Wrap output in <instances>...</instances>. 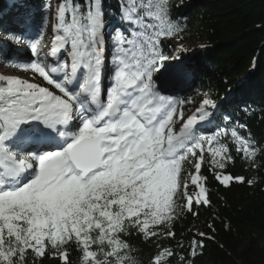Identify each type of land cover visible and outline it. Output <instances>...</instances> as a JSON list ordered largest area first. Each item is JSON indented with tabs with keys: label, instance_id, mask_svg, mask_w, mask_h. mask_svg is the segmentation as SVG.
<instances>
[{
	"label": "snow or ice",
	"instance_id": "1",
	"mask_svg": "<svg viewBox=\"0 0 264 264\" xmlns=\"http://www.w3.org/2000/svg\"><path fill=\"white\" fill-rule=\"evenodd\" d=\"M174 7L42 0L3 28L0 61L22 75L0 74V264H144L135 240L154 246L147 264H194L212 237L189 231L185 252L176 225L212 205L202 167L256 182L227 171L264 155L228 97L193 111L178 95L196 69L183 44L165 54L185 30Z\"/></svg>",
	"mask_w": 264,
	"mask_h": 264
},
{
	"label": "trees",
	"instance_id": "2",
	"mask_svg": "<svg viewBox=\"0 0 264 264\" xmlns=\"http://www.w3.org/2000/svg\"><path fill=\"white\" fill-rule=\"evenodd\" d=\"M115 3V0H107ZM173 15L180 16L185 29L181 34L197 38L205 48L196 53L182 54L191 59L196 75L181 98L194 99L210 92L217 103H224L233 116L249 126L257 139H264V0H172ZM35 0L30 8L36 5ZM7 0H0V13ZM182 14V15H181ZM172 45L165 49L171 54ZM231 95L228 96V93ZM256 168L237 158L227 171L247 179L256 178L253 185L233 182L225 188L214 180L207 165L210 208L199 209V215H188L177 223V238L184 232L185 252L191 236L189 231L203 232L212 239L204 240L202 252L194 264H264V155L257 157ZM214 226V231L208 227ZM175 245V241H164ZM138 257L147 264L155 248L150 243L135 240ZM72 264L77 254L70 252ZM44 264H60L55 258H45ZM175 264V258H173Z\"/></svg>",
	"mask_w": 264,
	"mask_h": 264
},
{
	"label": "rangeland",
	"instance_id": "3",
	"mask_svg": "<svg viewBox=\"0 0 264 264\" xmlns=\"http://www.w3.org/2000/svg\"><path fill=\"white\" fill-rule=\"evenodd\" d=\"M10 1V2H9ZM32 1L34 0H7V9L3 14H0V27L1 28H6V27H10L7 24H11L10 21L12 20V18L16 15V13L20 12V11H24L25 7L30 8V4L32 3ZM37 2H39L40 0H36ZM9 2V4H8ZM16 5V7H13V5ZM21 5V6H20ZM0 36V39H2ZM48 37L46 36V39ZM183 44L185 46V48L187 49L186 52H182V53H178V55H182V54H191V55H195L196 53H198L199 51H201L202 49H204L205 43H202L200 40H198L197 38H192L191 36L187 37L186 39H184L183 41H172L170 44ZM13 48H19L21 46H17V45H12ZM23 55L22 52L18 53V55ZM171 54H173V48L171 49ZM0 73H3V75H9V74H21L19 72L18 69H14L10 66H8L5 62L0 61ZM194 79V78H193ZM193 79L191 80V82L193 81ZM190 82V83H191ZM187 87V86H186ZM202 99V95H198L196 96L193 100L195 101V104H189L186 105V109H191V110H195V107H197L199 105L200 100ZM190 114L186 111V115ZM195 233H199L198 231H194ZM198 255L200 253V250H197ZM197 255V256H198ZM199 264V263H197Z\"/></svg>",
	"mask_w": 264,
	"mask_h": 264
},
{
	"label": "bare ground",
	"instance_id": "4",
	"mask_svg": "<svg viewBox=\"0 0 264 264\" xmlns=\"http://www.w3.org/2000/svg\"><path fill=\"white\" fill-rule=\"evenodd\" d=\"M22 55V54H21ZM21 75H22V73H21Z\"/></svg>",
	"mask_w": 264,
	"mask_h": 264
}]
</instances>
